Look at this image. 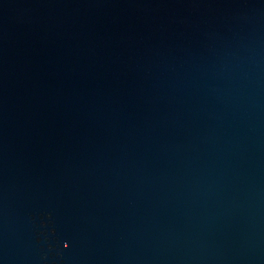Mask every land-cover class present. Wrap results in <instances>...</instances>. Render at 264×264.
<instances>
[{
  "label": "water",
  "instance_id": "obj_1",
  "mask_svg": "<svg viewBox=\"0 0 264 264\" xmlns=\"http://www.w3.org/2000/svg\"><path fill=\"white\" fill-rule=\"evenodd\" d=\"M0 264H264V0H0Z\"/></svg>",
  "mask_w": 264,
  "mask_h": 264
}]
</instances>
